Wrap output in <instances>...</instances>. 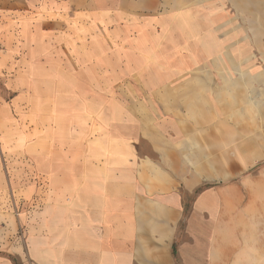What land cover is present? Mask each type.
I'll list each match as a JSON object with an SVG mask.
<instances>
[{"label":"crops","instance_id":"1","mask_svg":"<svg viewBox=\"0 0 264 264\" xmlns=\"http://www.w3.org/2000/svg\"><path fill=\"white\" fill-rule=\"evenodd\" d=\"M17 70L0 264H264V0H0Z\"/></svg>","mask_w":264,"mask_h":264},{"label":"rangeland","instance_id":"2","mask_svg":"<svg viewBox=\"0 0 264 264\" xmlns=\"http://www.w3.org/2000/svg\"><path fill=\"white\" fill-rule=\"evenodd\" d=\"M25 70H17L16 74L13 75L15 78H11V82L8 83V76H2L0 79V108H7V109H23L29 110L33 108V100H30L29 94L31 92L37 95L36 104H40V98L42 95L47 94H59V92L63 91L66 86H63L58 83H49V84H42L41 82L36 83L35 85L31 83H26L25 78ZM8 72V71H7ZM42 72V70H41ZM43 72L48 75L46 71ZM51 75L56 76L57 70H52L49 72ZM5 77V79L3 78ZM55 80V79H54ZM17 100V101H16ZM28 119V118H27Z\"/></svg>","mask_w":264,"mask_h":264}]
</instances>
